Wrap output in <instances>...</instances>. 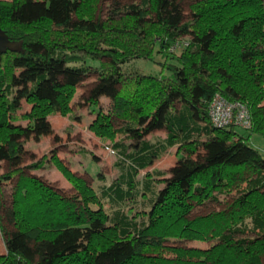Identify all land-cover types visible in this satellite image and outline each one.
Returning a JSON list of instances; mask_svg holds the SVG:
<instances>
[{
  "label": "trees",
  "instance_id": "obj_1",
  "mask_svg": "<svg viewBox=\"0 0 264 264\" xmlns=\"http://www.w3.org/2000/svg\"><path fill=\"white\" fill-rule=\"evenodd\" d=\"M34 1L0 0V28L15 42L0 53V159L15 166L0 173V193L13 184L0 211V264H264V156L252 142L264 140V0H195L185 22L167 12L176 0L114 1L104 17L101 0H46L42 12ZM157 52L171 77L123 71ZM89 58L101 65L89 66ZM93 72L90 100L105 94L112 107L98 109L90 129L112 135L115 117L123 122L115 133L139 142L130 152L122 141L109 146L121 171L111 184L100 171L96 179L86 172L105 183L101 196L112 209L55 151L49 161L76 191L70 197L26 173L40 162L14 163L25 151L16 137L69 113L76 87ZM216 94L244 104L251 127H215ZM23 98L32 105L25 127L14 123ZM156 129L166 138L145 140ZM174 146L180 157L171 176L155 169L141 180L140 170ZM221 195L224 208L192 216L198 206L221 204Z\"/></svg>",
  "mask_w": 264,
  "mask_h": 264
},
{
  "label": "rangeland",
  "instance_id": "obj_2",
  "mask_svg": "<svg viewBox=\"0 0 264 264\" xmlns=\"http://www.w3.org/2000/svg\"><path fill=\"white\" fill-rule=\"evenodd\" d=\"M114 1H118L121 5L142 2V0H101L98 11L99 16H106L110 8L109 6H111ZM193 1L195 0H176L174 4L168 7L167 12L174 17L181 18L182 21L185 22L192 17L190 5ZM45 5L46 0H35L32 7L37 12H42ZM176 6L177 8L175 10ZM189 38L190 37H186V40H189ZM164 61L165 58L163 55L157 52L153 60L139 58L124 64L123 71L125 73L139 72L156 77H171L172 71L163 65ZM101 62L102 60L90 58L87 60V64L94 68L99 67ZM97 79L98 74L96 72L85 77L76 87L75 94L70 102V112L66 114L56 113L49 115L47 129H38L32 133L25 132L22 136L16 137L25 142V151L22 155V160L15 161V165L25 166L40 162L41 167L35 170H26V173L39 177L42 181L52 185L58 192L66 197L74 195L76 191L58 168L49 161L53 151H55L57 156L68 165L72 172H75L78 177L83 178L89 186L94 187L101 196L103 193L102 185L104 186L105 183L93 180L86 172L96 179L100 171L106 177V184H111L117 180L119 172L121 171L116 167L118 155L110 152V147L114 145L115 142L122 141L129 146L130 152L132 149L137 148L139 144L136 139H130L121 133H115L116 129L123 125V122L115 117L112 123L114 132L112 135H104L103 137L102 135H97L90 129L91 122L96 119L97 110L99 109L101 112L108 113L112 107V99L105 94L101 95L97 100H94V102L90 100V93L98 84ZM28 82L29 81L24 80L20 84V87L25 86ZM19 105L14 123L24 127L28 126L30 122L25 119L24 116L26 112L30 111L32 105L27 102L26 98L20 99ZM179 107L180 104L178 103L176 108L179 109ZM238 131L244 132L240 128ZM166 136L167 131L165 129H156L147 134L145 140L153 139V141L159 142L165 139ZM252 142L264 156V140L257 135H253ZM179 157L180 152H178L177 146L169 148L165 153L161 154L159 158L154 159L153 163L147 169L140 170L141 180L146 173H151L155 169L162 171L166 177H170V170L178 164ZM0 158H2L1 155ZM13 167L15 166L8 161L0 159V173L6 172ZM158 182V184L161 185L160 181ZM12 185L4 187L0 193V211L10 206ZM221 199V204L207 203L206 205L196 207L192 216L204 215L210 211L224 208L226 205L225 203L229 199L225 197V195H221ZM101 200L104 204L106 203L107 209H112L108 197L104 198L101 196ZM127 204L131 203L127 202ZM111 209L109 211H111ZM7 227L12 234L15 232L11 225L7 224ZM210 244L211 242L206 241H170L167 243V245L200 248H207ZM4 251L5 242L0 233V253ZM166 254L168 256H173L171 252H167Z\"/></svg>",
  "mask_w": 264,
  "mask_h": 264
},
{
  "label": "built area",
  "instance_id": "obj_3",
  "mask_svg": "<svg viewBox=\"0 0 264 264\" xmlns=\"http://www.w3.org/2000/svg\"><path fill=\"white\" fill-rule=\"evenodd\" d=\"M183 45H187V43ZM173 49H177V47H173ZM209 113L211 123L215 127L234 125L249 129L252 125L251 114L244 104L238 101L230 102L220 94L213 97ZM110 152L115 153L112 149Z\"/></svg>",
  "mask_w": 264,
  "mask_h": 264
},
{
  "label": "water",
  "instance_id": "obj_4",
  "mask_svg": "<svg viewBox=\"0 0 264 264\" xmlns=\"http://www.w3.org/2000/svg\"><path fill=\"white\" fill-rule=\"evenodd\" d=\"M14 45L15 42L11 41L5 31L0 28V53L12 49Z\"/></svg>",
  "mask_w": 264,
  "mask_h": 264
},
{
  "label": "crops",
  "instance_id": "obj_5",
  "mask_svg": "<svg viewBox=\"0 0 264 264\" xmlns=\"http://www.w3.org/2000/svg\"><path fill=\"white\" fill-rule=\"evenodd\" d=\"M87 171V170H86Z\"/></svg>",
  "mask_w": 264,
  "mask_h": 264
}]
</instances>
